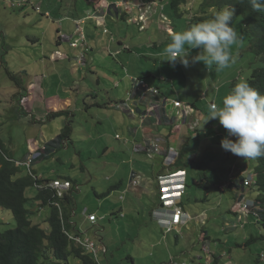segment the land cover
<instances>
[{
	"label": "rangeland",
	"instance_id": "obj_1",
	"mask_svg": "<svg viewBox=\"0 0 264 264\" xmlns=\"http://www.w3.org/2000/svg\"><path fill=\"white\" fill-rule=\"evenodd\" d=\"M76 1L80 4L83 0ZM109 1L117 4L116 0ZM125 1L126 4L117 6L119 18L107 16V24L100 29L96 41H88V48L84 50L83 56L85 63L80 66L77 61L81 55L70 56L65 51V57L55 59L54 54L58 53L57 49L63 50L57 43L60 38L57 26H61L62 21L59 18L65 16V13L84 16L80 13L81 7L78 9L74 5L61 4L58 9L57 0H45L54 9L48 17L45 13H39L36 5L31 6L27 1L0 0V140L5 152L16 160L27 159L32 151L35 150V153L37 150L36 136H41L43 132L53 141L67 125L68 114L72 112L34 124L31 115L41 119L42 105L41 109H37L34 104L28 106L26 102L33 97L34 87L28 86L29 81L33 76L39 75L45 91L44 105H49L48 100L54 95L55 98L62 99L70 94L75 116L71 148H58L51 156L35 161L33 170L49 178L68 177L76 182L75 199L79 211L76 216L77 230L82 236H90L97 246L104 244L105 249L100 252H106V257L100 258L101 264H170L173 255L184 257L189 264H200L201 260L197 256H204L205 253L199 243L202 230H209L212 236L210 250L217 254L221 264H261L258 257L264 251V226L254 214L245 213L247 222H244L238 213L242 201L237 203L232 188H221L222 184L236 176H232L230 171L236 158L240 157L221 147L222 137L227 136V131L217 119L204 124L211 113L213 102L222 106L223 98L236 83L248 82L256 68L264 67V62L251 47L252 30L247 26L243 15L234 14L232 27L238 33L240 41L231 49L236 62L222 71H216L215 64L209 70L203 61L195 60L200 54L199 49L189 50L188 67H184L179 60L173 67L169 62L163 61L166 59L164 49L171 42V36L190 29L194 24L213 19L221 8L206 7L204 12L201 7L203 0H188L187 4L175 5L172 4L174 0H150L147 19L144 17L139 21L133 19L134 13L128 11L130 0ZM131 1L132 6L136 7V3ZM113 9L118 11L115 8L112 11ZM134 9L135 13L138 12L137 8ZM108 10L109 8L107 13ZM78 21L82 23L83 19ZM84 23H88L93 31L98 29L97 26L95 29L89 26L90 23H97L94 19H88ZM140 23L145 26H140ZM66 28L63 27L66 32H70ZM34 38H40L41 41L34 45ZM12 46L15 50L8 57L6 53ZM132 73L138 82L141 76L144 80H149L148 85H157L153 86L154 91L151 93L169 96V108H175L174 99L200 108L195 120L192 118L188 124H184L183 119L179 124L185 130L190 127L191 133L196 135L184 147L185 160L198 167L192 174L200 177L201 181H206L203 184L193 183L190 176L184 204H193L198 214L205 212V215L202 217L204 219L191 220L190 226L182 229L178 237L175 232L169 233L162 228L148 214L151 213L153 201L147 202V206L143 207L138 201H134L130 191L125 192L133 170L138 171L143 165V168L155 172L161 159L157 154L134 150V140L129 139L127 129L132 124L136 126L135 119L108 104L110 100L123 98L134 102L130 95L133 84H136L129 77ZM29 91L30 95L27 93ZM93 93L98 95L96 99L92 98ZM93 102H98L101 106H92ZM118 115L124 120H119ZM178 115L177 111L174 117L177 118ZM217 125L221 127L222 134ZM117 132L123 139L115 138ZM198 133H202V137ZM199 138L208 140L199 146ZM127 139L133 142L126 144ZM197 152L200 157L196 165V161H190V155L199 156ZM248 163L251 168L256 165L254 159H248ZM21 168L22 174H26L28 168ZM251 174L247 172L240 177L254 181ZM152 188H156L154 182ZM246 188L247 199L259 195L252 186ZM37 192L38 188L35 186L27 189L26 195L31 198L27 206L31 210L32 221L48 231L46 220L51 207L39 206L35 200ZM121 194L127 198L128 205L120 211L124 213L123 217L120 213L112 214V207L104 202L111 197V200L123 203L120 200ZM138 204L142 207L139 210L135 208ZM90 212L101 217L97 224L86 220V215ZM16 226L13 213L0 207V232ZM253 237L254 240L249 242ZM74 259L76 258H70V264H75Z\"/></svg>",
	"mask_w": 264,
	"mask_h": 264
},
{
	"label": "crops",
	"instance_id": "obj_2",
	"mask_svg": "<svg viewBox=\"0 0 264 264\" xmlns=\"http://www.w3.org/2000/svg\"><path fill=\"white\" fill-rule=\"evenodd\" d=\"M24 1H27L28 3H30L31 6L36 5L39 13H41V14L45 13V15H47L48 17H50L52 15V10H54L51 6H49L48 3L46 4L45 0H34L32 3H31V0H24ZM133 1L136 3L135 4L136 7L132 6V1L130 0L131 6H129V9H128L129 12L134 13L133 15H135V17L133 19H137L139 21L142 20L144 17L147 19L148 11H149L148 2L150 3V0H133ZM52 2H53V0H52ZM128 2H129V0H128ZM116 3L117 4L111 3L109 0H83L80 4H78V2L76 0H72L71 2H68V1L65 2V0H57L56 5H57L58 9H59V6L61 4H64L67 6L74 5L78 9H79V7L82 8L79 10H80V13H83L84 16H80L78 14H73V13L67 15L65 13V16H63L62 18H59V20H62V21H60L61 26H57L58 27L57 32L59 33V37H60L59 40L57 41V43H58V46L60 48H62L63 50H61V49L56 50V52L58 51V53L54 54L55 59H58V57L59 58L65 57L64 56L65 51L68 52L70 54V56H71V54H73V55H77V56L81 55L80 58L83 57L84 56V50L86 48H88V46H87L88 45L87 43H89L88 41L90 40V42L94 43V41H96L97 35L100 33V29L107 24V23H105L107 16H111L113 18H119L120 13H119L117 6L124 5L127 2L125 0H116ZM20 4L22 5V3H20ZM45 8H46V11L44 10ZM107 8H109L108 13L106 12ZM112 8H115L118 11L115 12L114 9L112 11ZM134 8H137L138 12L135 13ZM25 14H27V13H25ZM80 19H83V21H81L82 23H80L78 21ZM88 19L96 20L97 23H90L89 26L93 27L94 29H95V26H97L98 29H95L93 31L91 28H89L88 23H84V21H86ZM66 20H67V22H66ZM71 22H73V23H71ZM147 22H148V20H147ZM116 24H118V23H116ZM85 25L87 26L86 28H85ZM140 26H145V24L140 23ZM63 27H67L66 28L67 31H70V32H66V30L63 29ZM80 27H81V30H79ZM71 30H73V31H71ZM105 33H108V32H105ZM28 37L32 38L30 35ZM34 39H35V40H33L34 45L36 44L37 41H39V42L41 41L40 38H34ZM14 50H15V47L12 46L8 50L6 55L8 57H10L11 54L14 52ZM84 63L85 62L83 61V58L79 59V57H78L77 64H79L81 66ZM73 68H75V67H73ZM36 74H38V73H36ZM129 77L131 78V80L133 82L136 79V78H134L135 74H133V73ZM139 78H140V80H139L138 84L140 82L141 83L138 86L136 84H133V89L130 92L131 98L134 100L133 103H135V105H133V103L131 101H129V98H127V99L123 98V99H117V100L113 99V100H110V102L108 103L111 108L119 109V110H122L124 113H128L129 116L131 118L135 119V121H136V126H134L132 124L127 129V134L129 136V139L130 138L133 139L134 142L127 139L126 144H129V142H133L134 143V150L138 151V152H148V146L153 141H156V142L159 141L164 148H167L168 146L173 145V146L177 147L178 150L180 151V159H179L181 162L180 164H185L184 168H186L188 170L187 188L190 184V181H189L190 176L193 179V183H195V182L199 183V184L206 183V181H203V180L201 181L200 177L198 178V177H196V175L192 174V171L193 170L197 171L198 167L193 166L192 164L188 163L185 160L186 159V155H185L186 150L184 149V147H185V145L190 143L191 140L194 139L195 133H194V135H193V133H191L192 131H191L190 127H187L185 130L179 124V122L183 119L185 120L184 124H188L192 118H193V120H195L198 113L200 112L199 111L200 108H198L197 106H195L192 103L182 102V101H181V105L175 106V104H174L175 108L174 107L169 108L167 105L169 96H167L166 94H165L166 96H161L157 93H150V91L147 92L146 90H140L139 87H141L143 85H147V86H150V85H148L149 84L148 79L144 80V78H142L141 76ZM33 79H35V80H33ZM39 79H41V78H39V75H35L29 81L28 86L34 87V89L32 90L33 97L26 102L28 106H29V104H30V106H31V104L32 105L34 104V107H37V109H41V105H42L43 109L40 110V114H41L40 118L41 119L34 118V116L31 115L34 124H39L40 122H43L42 121L43 119L46 121H47V118L54 119V118L50 117V115L52 113L59 112V111H65V113L62 116L66 115V113L72 112L71 114H68L70 116L67 119V125H72V128H73L72 123L74 120L75 113H74V111H72V107H73L72 102L73 101H72L70 94L68 96H65L62 99L61 98H55V95H54V96L50 97V99L48 100V102L50 104L45 106L44 105V102H46L45 101V91L43 90V85L41 84V80H39ZM136 81H138V80H135V83H136ZM17 85H20V84H17ZM153 86H157V85L155 84ZM153 86H151V87L153 88ZM27 93H28V95L31 94L30 91ZM97 96L98 95L95 93L92 94L93 99H96ZM23 97L24 96H22L21 98L23 99ZM31 101H32V103H31ZM175 101H178V99H174V102ZM96 105L101 106V104H99L98 102L92 103V106H96ZM168 110H170V112ZM177 111H178L179 115L176 118V117H174V114L176 115ZM166 112H167V115H166ZM62 116H58V117H62ZM58 117H55V118H58ZM118 119L121 121L124 120L119 115H118ZM196 125H197V123H196ZM217 128H218L219 132L222 131L221 127L219 125H217ZM61 131H62V129H61ZM73 131H74V128L72 130V135H73ZM41 134H42L41 136H36V140L38 141V147H37L36 151L42 150L44 155L35 161H38L40 159L51 156L54 153V151L58 148H65V149L71 148V144L73 141L72 135H71V138H69V139L61 140V141H58L57 143H54L53 145L48 146V144H50L51 141L49 140V138H47L45 133L41 132ZM197 135L202 137V133H198ZM115 138L118 140L123 139L121 134L118 132L115 134ZM229 138L235 139V137H229ZM222 139H224V138L222 137ZM198 140H199L198 145L201 146L202 145L201 143L203 141L208 140V138H205V139L199 138ZM219 140H221V139H219ZM218 143H220V142H218ZM34 151H32L29 155H32L34 153ZM197 153L199 156H194V154L190 155V157H191L190 161H192V162L196 161V165H197V163L199 161V157H200L199 152H197ZM157 155L160 156V158H161L160 160H162V162L160 160L158 161L159 164H158V167L156 168L155 172H152L150 170L143 168V165H142V169H140L138 171L137 170L132 171L133 173H136L135 180H134L133 174H132V176L130 174L129 183L125 186V192L128 193L130 191L131 197L134 199V201H138L143 207L147 206V202L153 201V204L151 206V213L148 212V214H150L154 219H156V218L153 215V211L159 207H160L159 209L163 208L162 204L160 203V199H159V195H160L159 177H160V175H162L164 173H168L170 171H174V170L180 168L177 163L176 164H168L166 162V154H157ZM241 163H242V165L240 166ZM232 165L233 166L231 168L230 173L232 176L233 175H236V176L231 178V181H226L225 184H222L221 188H226V187L232 188L231 190L234 191V193H235L237 203L239 200H241V198H242V200L252 201L251 199L246 198L245 192L247 189L244 188V186L242 187L243 181H241V180L243 178L240 177V175H244L247 172L252 173L253 168L250 167V165L248 163V159L244 160L243 158H236V162L233 163ZM238 166H239V168H238ZM199 168H200V166H199ZM32 169H33V165H32ZM235 170H239V172H236ZM35 173H37V172H35ZM37 174H39V173H37ZM39 175H42V174L40 173ZM235 177H237V178H235ZM43 178L46 180H52V179H66V180H70V181L72 180L73 181L72 182L73 187L70 191L73 192L74 196H75V193L77 190V185H76V182L72 178H68V177L49 178L46 176H43ZM206 179H207V176H206ZM134 181L136 183H134ZM153 182L156 185V188H154V189L152 188ZM240 182H241V184H240ZM118 186H116V187H118ZM209 191L210 190L208 188V192ZM103 193L104 192H100V194H103ZM186 193H187V190H186L185 194ZM184 195L182 197L181 205L192 216L191 220L204 219L202 217H204L205 212H201L200 214H198L195 211V208H193V204H191V203L190 204H184ZM153 196H154L155 200L153 199ZM120 200L123 201V203L115 202L114 200H111V197H108L107 200L104 202H107V205L112 207V209H113L112 214L118 215L120 213L121 209H123L124 207H128V205L126 204L127 198H125V196L123 194L120 195ZM38 204H39V202H38ZM140 204H138V207H135V208H137L138 210L141 209L142 207H139ZM114 207H118V208L115 209ZM238 210H239L238 213L243 218V221L247 222V220H245V217H246L245 213L247 215H249L250 212L242 210V207H240V209H238ZM242 212H243V214H242ZM90 213H95V212H90ZM95 214H97V213H95ZM139 214H142V213L139 212ZM77 215H79V211H78V207L76 205L75 211H74L73 215L71 216V219H72L73 223H75L76 228L78 225L77 219H76ZM106 215H107V213H106ZM119 215L123 217L124 213H120ZM102 219H104V217H102ZM86 220L90 223L97 224L96 222L95 223L92 222L87 217V215H86ZM100 220H101V217L98 216V221H100ZM191 220L187 224L178 225L172 232H175L177 234V237H178L179 236L178 234H180L182 229H186L190 226ZM72 233L80 234V232H78V230L73 231ZM85 236H88V235H85ZM211 239H212V236H211L209 230H206V231L202 230L201 231L199 243L202 246V250L205 253H204V256H197L201 260L200 264H221L219 262L217 254L215 252H212V250H210L211 244H209V242L211 241ZM98 247H99L100 251L101 250L103 251L105 249V246L103 243L99 244ZM102 254H103V256H102ZM99 255H100V258L106 257V252L105 253L99 252ZM74 260H75V264H82L80 260H76V259H74ZM258 260H260V259H258ZM182 262H188L189 263V261L187 259H185L184 257H182V256L181 257H179V256L175 257L173 255L172 261L170 264L182 263ZM226 264H228V263H226ZM236 264H246V263H236Z\"/></svg>",
	"mask_w": 264,
	"mask_h": 264
},
{
	"label": "trees",
	"instance_id": "obj_3",
	"mask_svg": "<svg viewBox=\"0 0 264 264\" xmlns=\"http://www.w3.org/2000/svg\"><path fill=\"white\" fill-rule=\"evenodd\" d=\"M177 3L187 4L188 0H174L172 4ZM225 6L234 8L235 14L245 17V22L253 33L251 47L264 62V11L253 10L250 0H242V2L203 0L201 3L204 12L206 7L223 8ZM200 18L203 19V17ZM248 83L264 94V67L256 68ZM64 113L65 111L55 112L50 117L55 118ZM72 130V125H67L58 138L51 141L48 146L71 138ZM3 146L0 140V207L13 213L17 226L0 232V264H70L71 257L80 260L82 264H100L91 253L68 234V232L77 231L71 219L77 205L73 192H68L64 197H58L51 189H39L35 200L41 207H51V213L46 220L49 230L46 231L40 224L32 221L31 210L27 206L31 198L26 195V191L29 187L35 186L36 182L30 173L22 174V168L11 160L13 157L5 152ZM254 160L256 162L253 170L255 182L252 189L259 192L255 202L260 210L258 220L264 226V157ZM180 163L178 160V166L184 168L185 164ZM55 202L60 204V208ZM252 240L254 237L249 242ZM46 241H48L47 244Z\"/></svg>",
	"mask_w": 264,
	"mask_h": 264
},
{
	"label": "clouds",
	"instance_id": "obj_4",
	"mask_svg": "<svg viewBox=\"0 0 264 264\" xmlns=\"http://www.w3.org/2000/svg\"><path fill=\"white\" fill-rule=\"evenodd\" d=\"M238 2H242V0H238ZM250 2L253 10L264 11V0H250ZM234 14V8L225 6L215 13L213 19L194 24L188 30L175 33L171 36V42L164 49L166 59L163 61H167L175 67L177 60H179L184 67H188L189 61L187 59V55L189 50L199 49L200 54L194 59L203 61L209 70H211L213 64L216 65V71H222L223 69L230 67L231 64L236 62V57L232 55V46L238 45L240 42L238 33L232 27ZM201 54H203V56ZM82 58L83 57L80 59ZM137 84L138 81L136 82V85ZM140 90L144 89L140 88ZM211 119H217L220 125H222L227 131V136L221 140V147L225 151H230L232 154L243 158L244 160L264 157V94H261L247 81H240L236 83L230 93L223 98L222 106H217L215 103H212L211 113L204 124ZM228 137H235V140L229 139ZM150 144L148 148L150 147ZM12 159L14 158H11V160ZM179 159L180 151L176 161L171 164H176ZM180 169L186 171L188 184V170L186 168H178L174 171ZM27 171L29 173L28 169ZM254 177L255 174L252 172V178L254 181L246 177L242 179L244 188L253 185L255 182ZM43 180L46 179L43 178ZM70 190L68 192H70ZM253 199L250 201L242 200L241 198L242 210H245L243 208L244 203H253L255 207L254 210L258 212L257 217L259 218V206L256 205L255 199ZM249 212L250 214H253V211L250 210ZM190 217L191 218L188 222L192 219L191 215ZM262 253H264V251ZM262 253H260L258 257L261 264L264 263L261 259Z\"/></svg>",
	"mask_w": 264,
	"mask_h": 264
},
{
	"label": "built area",
	"instance_id": "obj_5",
	"mask_svg": "<svg viewBox=\"0 0 264 264\" xmlns=\"http://www.w3.org/2000/svg\"><path fill=\"white\" fill-rule=\"evenodd\" d=\"M138 86V84H137ZM146 90L147 92H153V88L143 85L139 87ZM156 91V90H155ZM176 105H181L180 101H176ZM1 150V148H0ZM148 151L152 153L166 154V162L168 164L174 163L179 155V151L174 146H168L164 148L159 141H153L148 148ZM44 155L42 150L36 151L33 155H29L27 159L22 161L12 159L17 166H26L29 173L33 176L35 180V186L38 189L48 188L55 191V196L64 197L65 194L73 187V183L70 180L65 179H52L43 180V176L36 174L32 165L35 160ZM134 180L136 173H133ZM159 187H160V201L163 205L162 209H157L154 211V217L158 220L160 225L167 231H173L178 225L186 224L191 218L190 215L185 211L184 207L181 205L182 197L186 192L187 188V173L185 170H177L174 172L164 173L159 177ZM134 183H136L134 181ZM55 204L60 208V204L55 202ZM243 208L245 210L253 211L256 216L258 212L254 210V204L244 203ZM87 217L92 222L98 221V216L95 213L87 214ZM70 237L75 240L78 244L82 245L84 249L91 253L95 259L100 263V249L90 236H82L80 234L69 233ZM261 259L264 261V253L261 254ZM101 264V263H100ZM175 264H189L188 262L175 263ZM264 264V263H263Z\"/></svg>",
	"mask_w": 264,
	"mask_h": 264
},
{
	"label": "water",
	"instance_id": "obj_6",
	"mask_svg": "<svg viewBox=\"0 0 264 264\" xmlns=\"http://www.w3.org/2000/svg\"><path fill=\"white\" fill-rule=\"evenodd\" d=\"M166 115H167V112H166Z\"/></svg>",
	"mask_w": 264,
	"mask_h": 264
}]
</instances>
